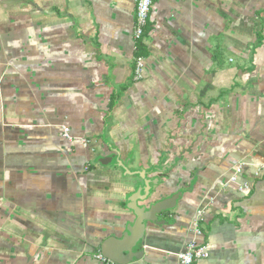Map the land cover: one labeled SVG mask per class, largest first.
Instances as JSON below:
<instances>
[{
  "label": "crops",
  "instance_id": "obj_1",
  "mask_svg": "<svg viewBox=\"0 0 264 264\" xmlns=\"http://www.w3.org/2000/svg\"><path fill=\"white\" fill-rule=\"evenodd\" d=\"M135 18L136 0H0V264H103L141 173L172 161L148 203L183 197L131 264L194 240L195 264H264V0H154L139 81Z\"/></svg>",
  "mask_w": 264,
  "mask_h": 264
},
{
  "label": "water",
  "instance_id": "obj_2",
  "mask_svg": "<svg viewBox=\"0 0 264 264\" xmlns=\"http://www.w3.org/2000/svg\"><path fill=\"white\" fill-rule=\"evenodd\" d=\"M106 160H102L104 165L107 164ZM175 164L176 161H172L162 167L157 179L154 181L147 178L145 171L141 173L140 177L143 185L131 196L128 204V209L134 213L136 220L132 225L128 226L121 239L111 237L103 243L101 254L105 258L115 264H131L135 260L142 259L143 251L140 246L149 224L156 226L167 225L168 221H162V216L174 211L183 197V193L178 192L155 203H148L153 194V185L159 187L162 175L167 173ZM163 189L157 191V196L161 195Z\"/></svg>",
  "mask_w": 264,
  "mask_h": 264
},
{
  "label": "built area",
  "instance_id": "obj_3",
  "mask_svg": "<svg viewBox=\"0 0 264 264\" xmlns=\"http://www.w3.org/2000/svg\"><path fill=\"white\" fill-rule=\"evenodd\" d=\"M154 0H136V18L135 27L133 31L134 41V61H133V78L135 81L142 79L144 70L145 56L143 54L142 44L147 38V28L149 23V16L153 7ZM231 62H233L231 60ZM62 136L70 141L74 142L77 138H74L71 134V129L64 126L62 127ZM80 143L85 147H89V141L86 139H78ZM256 168V178L264 177V163L253 165ZM244 164L238 165L234 174L230 178L231 183H237L239 178L243 174ZM251 185L245 183L241 186V190H250ZM204 211H199L197 218L194 222V233L197 238L206 235L205 227H203ZM210 257L209 246L207 244H200L196 240L190 242L183 253L178 256L179 264H195L198 261L208 259ZM96 259L103 264H115L112 261L105 258L101 253L96 255Z\"/></svg>",
  "mask_w": 264,
  "mask_h": 264
},
{
  "label": "rangeland",
  "instance_id": "obj_4",
  "mask_svg": "<svg viewBox=\"0 0 264 264\" xmlns=\"http://www.w3.org/2000/svg\"><path fill=\"white\" fill-rule=\"evenodd\" d=\"M116 101H117V98H116ZM161 184H162V183H161ZM161 184L159 185V187H157V188L155 189L156 191H159V189L162 188V185H161ZM154 192H155V191H153V193H154ZM156 199H157V198H156ZM156 199H153V203L156 202ZM163 216H164V215H163ZM163 216H162V218H163ZM162 218H161V219H162ZM162 221H164V220H162Z\"/></svg>",
  "mask_w": 264,
  "mask_h": 264
},
{
  "label": "trees",
  "instance_id": "obj_5",
  "mask_svg": "<svg viewBox=\"0 0 264 264\" xmlns=\"http://www.w3.org/2000/svg\"><path fill=\"white\" fill-rule=\"evenodd\" d=\"M143 54H144V50H143ZM145 55V54H144ZM116 98H117V95H115V97L113 98V100L111 101V109L114 107L115 105V102H116Z\"/></svg>",
  "mask_w": 264,
  "mask_h": 264
}]
</instances>
